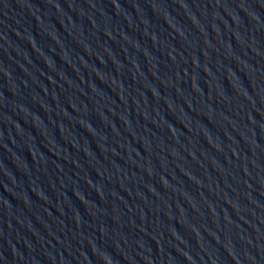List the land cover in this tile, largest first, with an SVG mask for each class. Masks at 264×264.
I'll return each instance as SVG.
<instances>
[{"label": "water", "instance_id": "95a60500", "mask_svg": "<svg viewBox=\"0 0 264 264\" xmlns=\"http://www.w3.org/2000/svg\"><path fill=\"white\" fill-rule=\"evenodd\" d=\"M0 264H264V0H0Z\"/></svg>", "mask_w": 264, "mask_h": 264}]
</instances>
